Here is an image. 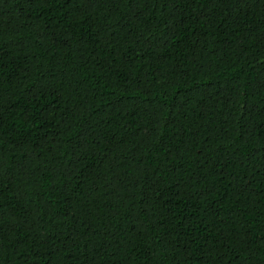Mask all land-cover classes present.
<instances>
[{
    "label": "trees",
    "instance_id": "obj_1",
    "mask_svg": "<svg viewBox=\"0 0 264 264\" xmlns=\"http://www.w3.org/2000/svg\"><path fill=\"white\" fill-rule=\"evenodd\" d=\"M0 264H264V0H0Z\"/></svg>",
    "mask_w": 264,
    "mask_h": 264
}]
</instances>
